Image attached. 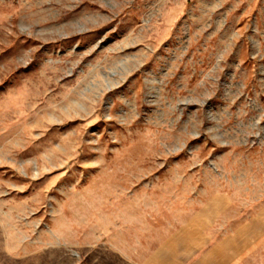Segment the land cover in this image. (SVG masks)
<instances>
[{"label":"rangeland","instance_id":"rangeland-1","mask_svg":"<svg viewBox=\"0 0 264 264\" xmlns=\"http://www.w3.org/2000/svg\"><path fill=\"white\" fill-rule=\"evenodd\" d=\"M204 220L264 264V0H0V264Z\"/></svg>","mask_w":264,"mask_h":264},{"label":"crops","instance_id":"crops-1","mask_svg":"<svg viewBox=\"0 0 264 264\" xmlns=\"http://www.w3.org/2000/svg\"><path fill=\"white\" fill-rule=\"evenodd\" d=\"M180 225L151 252L144 264H242L250 242L243 228L223 233L210 220Z\"/></svg>","mask_w":264,"mask_h":264}]
</instances>
